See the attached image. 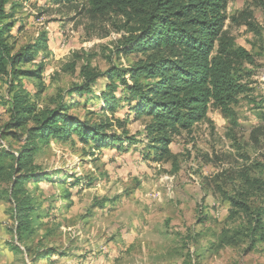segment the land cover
Wrapping results in <instances>:
<instances>
[{"label": "rangeland", "instance_id": "374dc122", "mask_svg": "<svg viewBox=\"0 0 264 264\" xmlns=\"http://www.w3.org/2000/svg\"><path fill=\"white\" fill-rule=\"evenodd\" d=\"M228 2L226 40L249 55L233 58L235 77L246 91L231 106L232 116L211 103L206 118L174 134L169 156L158 159L149 117L100 110L98 97L109 89L106 77L93 86V95H68L82 84L84 67L106 76L144 59L141 53L126 55L128 41L140 36L135 18L94 10L89 0H18L21 6L8 20L15 24L8 35L13 54L45 34L50 42L49 57H40L44 79L22 80L29 100L38 110L54 109L63 99L75 102L72 116L89 126L110 121L108 133L125 150H98L76 136L52 138L34 160L38 178L51 183L27 185L41 217L25 244L16 241L11 183L1 175L0 264H264V235L251 233L253 218L264 211V0ZM39 64L19 68L35 71ZM10 82L0 75V151L16 152L26 137L3 135L13 118ZM129 139L136 143L129 145ZM234 200L247 204L250 213H236ZM50 249L65 256L55 263L37 257Z\"/></svg>", "mask_w": 264, "mask_h": 264}, {"label": "trees", "instance_id": "16d2710c", "mask_svg": "<svg viewBox=\"0 0 264 264\" xmlns=\"http://www.w3.org/2000/svg\"><path fill=\"white\" fill-rule=\"evenodd\" d=\"M50 1L62 5L75 0ZM10 2L13 4L8 11ZM89 3L94 10H119L135 18L136 33L140 36L128 41L126 55L141 53L144 59L126 70L112 69L106 76L84 67L82 84L69 91L71 99L75 95H93V86L106 77L109 89L98 97L103 103L100 110L113 116L149 117L151 149L158 159L169 156L174 134L188 131L206 118L211 103L233 115L231 106L246 91L235 77L233 58L249 55L244 50L235 51L232 43L226 40L228 0H89ZM18 6H21L18 0H0V75L11 77L9 93L13 94L10 100L13 118L5 126L3 135L26 137V140L16 152L0 151V176L4 174V179L11 183L8 196L14 205V234L18 243L25 244L35 235L36 218L41 217L27 185L31 181L51 183L47 177L38 178L41 172L34 160L52 138L68 140L76 136L81 144H93L98 150L116 147L122 152L125 149L118 136L108 133L113 127L110 121L89 126L72 116L70 109L75 102L68 104L63 99L54 109L38 110L36 103L29 100L22 80L44 79L46 66L40 57H49L50 42L45 34L13 54L8 35L15 24L8 20L14 18ZM36 61L40 64L35 71L19 68ZM117 123L122 125L123 122ZM128 143L136 142L129 139ZM90 185L89 182L81 187L86 189ZM66 196L70 199L71 192ZM231 203L236 213L248 215L251 211L245 203L235 200ZM253 219L252 235H264V211ZM18 249L14 245V250ZM36 255L53 263L65 256L53 249Z\"/></svg>", "mask_w": 264, "mask_h": 264}]
</instances>
